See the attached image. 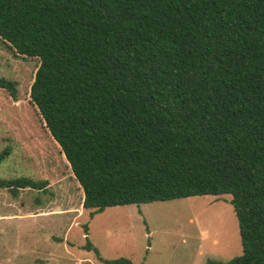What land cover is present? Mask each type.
I'll return each mask as SVG.
<instances>
[{
    "label": "trees",
    "instance_id": "trees-1",
    "mask_svg": "<svg viewBox=\"0 0 264 264\" xmlns=\"http://www.w3.org/2000/svg\"><path fill=\"white\" fill-rule=\"evenodd\" d=\"M0 40L39 61L30 102L90 219L229 195L242 253L207 264H264V0H0ZM0 89L16 98L15 82Z\"/></svg>",
    "mask_w": 264,
    "mask_h": 264
},
{
    "label": "rangeland",
    "instance_id": "rangeland-1",
    "mask_svg": "<svg viewBox=\"0 0 264 264\" xmlns=\"http://www.w3.org/2000/svg\"><path fill=\"white\" fill-rule=\"evenodd\" d=\"M38 66L0 40V79L16 83L15 99L0 89V179L49 183L45 193L27 189L16 197L0 189V264H102L83 249L87 241L100 258L133 264L226 263L241 256L229 195L108 208L90 219L81 187L30 102Z\"/></svg>",
    "mask_w": 264,
    "mask_h": 264
}]
</instances>
